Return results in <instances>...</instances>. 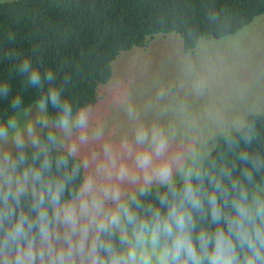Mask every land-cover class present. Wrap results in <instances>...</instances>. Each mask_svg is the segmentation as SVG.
Segmentation results:
<instances>
[{"label":"clouds","instance_id":"1","mask_svg":"<svg viewBox=\"0 0 264 264\" xmlns=\"http://www.w3.org/2000/svg\"><path fill=\"white\" fill-rule=\"evenodd\" d=\"M29 81L41 83L37 71ZM47 98L56 111L43 140L32 121L22 128L14 113L0 121V141L11 140L16 149L15 156L10 149L0 151V264H264V198L250 196L234 180L224 186L221 178L209 179V192L203 172L191 167L178 165L177 180L174 161L166 157L167 141L155 130L152 150L137 151L133 168L118 162L105 143L104 159L94 157V171L75 184L80 165L69 171L68 163L78 155L77 143L65 144L55 129L65 139L78 131L86 144L89 114L83 106L74 112L56 87L48 89ZM46 102L36 101L42 113ZM48 123L45 114L40 124ZM101 136L97 128L93 138ZM148 139L144 130L137 132L138 145ZM65 147L66 153L52 156L54 148ZM154 183L165 189L157 205L142 204L137 192L125 198L121 189L139 185L144 196ZM209 219L210 226L198 227Z\"/></svg>","mask_w":264,"mask_h":264},{"label":"trees","instance_id":"2","mask_svg":"<svg viewBox=\"0 0 264 264\" xmlns=\"http://www.w3.org/2000/svg\"><path fill=\"white\" fill-rule=\"evenodd\" d=\"M261 15L264 0L0 1V121L31 108L40 97L47 101L51 120L56 109L47 98L50 87L62 91L74 112L81 106L86 110L98 103V88L111 81L112 65L120 54L148 47L158 34L172 33L182 39L183 51L191 53L201 40L235 35ZM33 71L39 74L38 85L29 81ZM48 130L43 127L39 139ZM26 151L30 155L33 149L29 145ZM66 151L54 148L52 156ZM75 163L80 165L78 184L85 169L76 156L69 158V171ZM195 171L203 172L209 192V179L221 178L224 186L234 180L250 196L264 198V114H251L241 129L219 136ZM164 191L152 187L138 198L144 205H157ZM210 223L209 219L198 227Z\"/></svg>","mask_w":264,"mask_h":264},{"label":"rangeland","instance_id":"3","mask_svg":"<svg viewBox=\"0 0 264 264\" xmlns=\"http://www.w3.org/2000/svg\"><path fill=\"white\" fill-rule=\"evenodd\" d=\"M112 66L111 81L98 88V103L85 110L88 142L80 143L78 131L65 139L56 129L65 144L76 141L85 175L94 171V157L104 159L105 143L113 147L118 162L133 168L137 151L152 150L154 130L167 141L174 176L178 165L195 171L219 136L241 129L251 114H264V15L235 35L201 40L191 53L183 51L177 34H158L148 47L120 54ZM45 114L46 106L42 113L36 103L19 111L16 119L22 128L32 121L39 136ZM97 128L102 136L94 139ZM141 129L149 139L138 145ZM24 136L27 140L26 131ZM4 149L15 156L11 140L0 141V151ZM138 187L121 185L125 198L139 195Z\"/></svg>","mask_w":264,"mask_h":264}]
</instances>
